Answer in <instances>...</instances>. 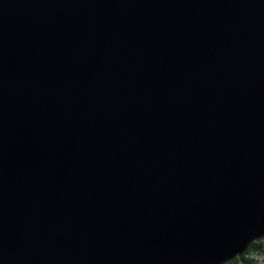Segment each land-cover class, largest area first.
Returning <instances> with one entry per match:
<instances>
[{
    "label": "water",
    "instance_id": "obj_1",
    "mask_svg": "<svg viewBox=\"0 0 264 264\" xmlns=\"http://www.w3.org/2000/svg\"><path fill=\"white\" fill-rule=\"evenodd\" d=\"M263 236L264 0H0V264Z\"/></svg>",
    "mask_w": 264,
    "mask_h": 264
},
{
    "label": "trees",
    "instance_id": "obj_2",
    "mask_svg": "<svg viewBox=\"0 0 264 264\" xmlns=\"http://www.w3.org/2000/svg\"><path fill=\"white\" fill-rule=\"evenodd\" d=\"M263 245H264V240L254 242V243H252L250 250L260 252V251H262ZM249 261L250 260H248V258L246 256H241L238 259L232 260V261L225 263V264H250Z\"/></svg>",
    "mask_w": 264,
    "mask_h": 264
},
{
    "label": "rangeland",
    "instance_id": "obj_3",
    "mask_svg": "<svg viewBox=\"0 0 264 264\" xmlns=\"http://www.w3.org/2000/svg\"><path fill=\"white\" fill-rule=\"evenodd\" d=\"M248 258L250 264H264V245L262 247V251H249L245 254Z\"/></svg>",
    "mask_w": 264,
    "mask_h": 264
},
{
    "label": "bare ground",
    "instance_id": "obj_4",
    "mask_svg": "<svg viewBox=\"0 0 264 264\" xmlns=\"http://www.w3.org/2000/svg\"><path fill=\"white\" fill-rule=\"evenodd\" d=\"M262 240H264V236L261 237V238H258V239L253 240V241L249 244V246L247 247V249H246L243 253L237 255L233 260L238 259V258L241 257V256H245L246 253H248L249 251H251V250H250V247H251L252 243H254V242H258V241H262ZM231 261H232V260H231ZM229 262H230V261H229Z\"/></svg>",
    "mask_w": 264,
    "mask_h": 264
}]
</instances>
